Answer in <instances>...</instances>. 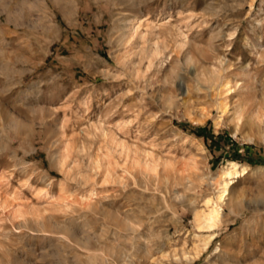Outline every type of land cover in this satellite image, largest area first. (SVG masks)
<instances>
[{
  "label": "rangeland",
  "instance_id": "1",
  "mask_svg": "<svg viewBox=\"0 0 264 264\" xmlns=\"http://www.w3.org/2000/svg\"><path fill=\"white\" fill-rule=\"evenodd\" d=\"M260 101L264 0H0V264H264Z\"/></svg>",
  "mask_w": 264,
  "mask_h": 264
},
{
  "label": "bare ground",
  "instance_id": "2",
  "mask_svg": "<svg viewBox=\"0 0 264 264\" xmlns=\"http://www.w3.org/2000/svg\"><path fill=\"white\" fill-rule=\"evenodd\" d=\"M155 53L158 54L159 51L156 50ZM260 107L261 108L264 107L263 101L262 102L260 101ZM243 112H244V110H243ZM245 170H246V167L242 168V165L240 163L234 162V161L229 162L227 167L225 169H223V172H222L224 180H223V186H221V187H223V190H221L222 192L218 197L219 200H223L226 197V194H228L227 191L229 189V186L232 184V179L240 177L245 172ZM219 209L214 207V209L211 210V212L208 215H204V216H203V214L201 216L197 215L198 216L197 217L198 220L196 219L198 221L197 224L200 227H204V228H208V229L214 228L218 222V219H219V215H220ZM214 236L215 235L212 234L207 239H205L204 246H207L211 242V240L214 238Z\"/></svg>",
  "mask_w": 264,
  "mask_h": 264
}]
</instances>
